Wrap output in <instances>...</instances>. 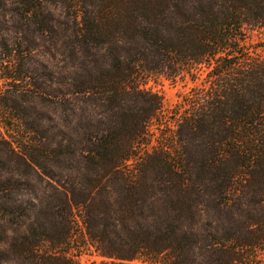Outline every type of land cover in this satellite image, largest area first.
Returning a JSON list of instances; mask_svg holds the SVG:
<instances>
[{
	"label": "trees",
	"instance_id": "obj_1",
	"mask_svg": "<svg viewBox=\"0 0 264 264\" xmlns=\"http://www.w3.org/2000/svg\"><path fill=\"white\" fill-rule=\"evenodd\" d=\"M257 29L264 0H0V264H264Z\"/></svg>",
	"mask_w": 264,
	"mask_h": 264
},
{
	"label": "rangeland",
	"instance_id": "obj_2",
	"mask_svg": "<svg viewBox=\"0 0 264 264\" xmlns=\"http://www.w3.org/2000/svg\"><path fill=\"white\" fill-rule=\"evenodd\" d=\"M252 42L262 44L264 46V29L253 30L251 33ZM141 87L158 93L163 100L165 109L172 108L179 97L189 91L192 83L188 82H172L163 76H153L141 83ZM77 264H100L101 258L90 250H84L75 256Z\"/></svg>",
	"mask_w": 264,
	"mask_h": 264
}]
</instances>
